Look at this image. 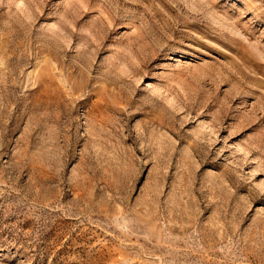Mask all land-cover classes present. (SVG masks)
<instances>
[{"label":"rangeland","instance_id":"obj_1","mask_svg":"<svg viewBox=\"0 0 264 264\" xmlns=\"http://www.w3.org/2000/svg\"><path fill=\"white\" fill-rule=\"evenodd\" d=\"M0 264H264V0H0Z\"/></svg>","mask_w":264,"mask_h":264}]
</instances>
